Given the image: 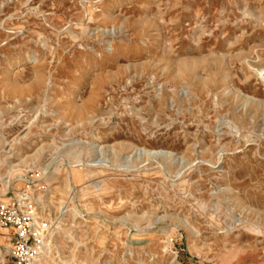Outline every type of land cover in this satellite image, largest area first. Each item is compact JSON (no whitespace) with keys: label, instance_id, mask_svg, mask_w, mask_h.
<instances>
[{"label":"rangeland","instance_id":"obj_1","mask_svg":"<svg viewBox=\"0 0 264 264\" xmlns=\"http://www.w3.org/2000/svg\"><path fill=\"white\" fill-rule=\"evenodd\" d=\"M24 179L40 264H264V0H0Z\"/></svg>","mask_w":264,"mask_h":264},{"label":"built area","instance_id":"obj_2","mask_svg":"<svg viewBox=\"0 0 264 264\" xmlns=\"http://www.w3.org/2000/svg\"><path fill=\"white\" fill-rule=\"evenodd\" d=\"M24 180L28 185L16 194H11L10 183L8 186L2 183L5 187L0 192V228L8 227L11 230L8 233H0V238L8 243V245L0 244V264H31L32 256L36 253L35 248L41 245L44 239L41 233L46 230L38 215L41 210L38 206L41 204L34 206L35 218L30 208L26 209L20 205V202H29L31 198L39 197L29 193L31 182ZM35 221L41 226L38 230L40 233L35 230L36 227L38 228ZM7 257L9 263L5 262Z\"/></svg>","mask_w":264,"mask_h":264},{"label":"bare ground","instance_id":"obj_3","mask_svg":"<svg viewBox=\"0 0 264 264\" xmlns=\"http://www.w3.org/2000/svg\"><path fill=\"white\" fill-rule=\"evenodd\" d=\"M139 151V149L135 148V152ZM157 154H161L162 156H166L168 155L169 160L171 161L173 159L172 154L170 152H163L160 150H146L144 151V155L146 156H157ZM40 205V201L37 200V198H31V200L29 202H20V205L22 207H26V209H31L32 211V215L34 216V212H33V207L36 205ZM38 208H40V206H38ZM35 218V217H34ZM37 233H40L38 231V229H36ZM36 253L32 256L33 260L31 262V264H37V263H42L41 261H46L47 259H50V247L49 245L46 243H42L41 245H38L36 248Z\"/></svg>","mask_w":264,"mask_h":264}]
</instances>
